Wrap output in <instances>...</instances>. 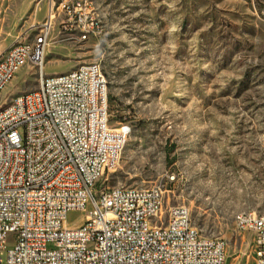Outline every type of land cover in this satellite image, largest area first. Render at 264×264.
<instances>
[{"label":"rangeland","instance_id":"obj_1","mask_svg":"<svg viewBox=\"0 0 264 264\" xmlns=\"http://www.w3.org/2000/svg\"><path fill=\"white\" fill-rule=\"evenodd\" d=\"M49 0H0V52L31 38ZM102 32L86 40L54 20L44 73L99 63L110 125L131 130L95 188L152 187L188 207L203 236L222 238L227 264H254L239 214L264 216V0H95ZM21 68L0 105L37 87ZM86 211L68 212V226ZM12 240H7V247Z\"/></svg>","mask_w":264,"mask_h":264},{"label":"built area","instance_id":"obj_2","mask_svg":"<svg viewBox=\"0 0 264 264\" xmlns=\"http://www.w3.org/2000/svg\"><path fill=\"white\" fill-rule=\"evenodd\" d=\"M49 5L31 38L0 52V96L21 68L38 74L35 89L0 105V264H227L225 241L203 236L160 186L95 188L131 127L110 125L99 63L44 73L54 20L78 40L100 32L90 0ZM71 211H86L75 226L66 222ZM235 226L252 234L254 264H264V219L243 214Z\"/></svg>","mask_w":264,"mask_h":264},{"label":"bare ground","instance_id":"obj_3","mask_svg":"<svg viewBox=\"0 0 264 264\" xmlns=\"http://www.w3.org/2000/svg\"><path fill=\"white\" fill-rule=\"evenodd\" d=\"M91 2V10H90V17L91 19H96V23L100 24V32L99 34L102 32V25H101V21L97 16L96 13V6H95V0H90ZM79 15H87V6L86 5H79ZM12 100H15V96L13 97ZM254 217H257V219H264V216H259L257 214H253ZM243 216V214H239L235 217V221H240L241 217Z\"/></svg>","mask_w":264,"mask_h":264}]
</instances>
